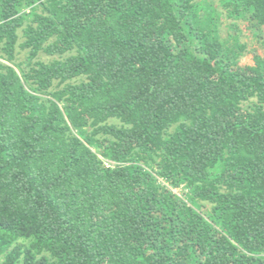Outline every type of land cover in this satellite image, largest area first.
Returning a JSON list of instances; mask_svg holds the SVG:
<instances>
[{
  "label": "trees",
  "instance_id": "16d2710c",
  "mask_svg": "<svg viewBox=\"0 0 264 264\" xmlns=\"http://www.w3.org/2000/svg\"><path fill=\"white\" fill-rule=\"evenodd\" d=\"M225 18L264 0H0V264H264V56Z\"/></svg>",
  "mask_w": 264,
  "mask_h": 264
},
{
  "label": "rangeland",
  "instance_id": "374dc122",
  "mask_svg": "<svg viewBox=\"0 0 264 264\" xmlns=\"http://www.w3.org/2000/svg\"><path fill=\"white\" fill-rule=\"evenodd\" d=\"M234 22L238 25L236 30H239L240 39L243 43L248 45V49L245 54L241 57V64L244 67H252L255 66V56L261 55L264 56V26L258 31L255 27L252 26L251 21L249 19H239L232 20L229 18H225L222 25V35L227 37L230 32L234 31L231 29L233 27ZM174 191L183 195L188 192V189L185 185L175 188ZM205 213L209 212V205L204 207Z\"/></svg>",
  "mask_w": 264,
  "mask_h": 264
}]
</instances>
